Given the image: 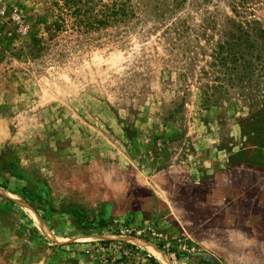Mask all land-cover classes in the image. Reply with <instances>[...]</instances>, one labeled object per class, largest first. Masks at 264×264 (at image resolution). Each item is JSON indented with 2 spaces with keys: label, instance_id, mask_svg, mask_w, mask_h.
Here are the masks:
<instances>
[{
  "label": "rangeland",
  "instance_id": "rangeland-1",
  "mask_svg": "<svg viewBox=\"0 0 264 264\" xmlns=\"http://www.w3.org/2000/svg\"><path fill=\"white\" fill-rule=\"evenodd\" d=\"M0 264H264V0H0Z\"/></svg>",
  "mask_w": 264,
  "mask_h": 264
},
{
  "label": "trees",
  "instance_id": "trees-1",
  "mask_svg": "<svg viewBox=\"0 0 264 264\" xmlns=\"http://www.w3.org/2000/svg\"><path fill=\"white\" fill-rule=\"evenodd\" d=\"M239 29L240 32H243L240 36H236L231 40H226L223 44H219V61L226 69L230 68L242 72H245V70L252 71L253 62L247 57V53H249L248 51L250 48L255 47L253 44L249 45V39H242V36H249L248 34H251V30H254V27L250 26L249 29L240 27ZM255 34L257 35V33ZM255 59H258V55L255 57Z\"/></svg>",
  "mask_w": 264,
  "mask_h": 264
}]
</instances>
